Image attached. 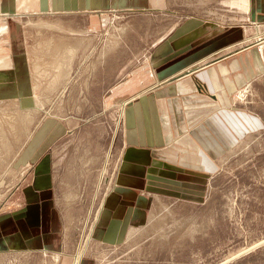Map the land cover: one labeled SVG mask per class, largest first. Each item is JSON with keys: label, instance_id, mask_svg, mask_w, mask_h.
I'll return each mask as SVG.
<instances>
[{"label": "rangeland", "instance_id": "374dc122", "mask_svg": "<svg viewBox=\"0 0 264 264\" xmlns=\"http://www.w3.org/2000/svg\"><path fill=\"white\" fill-rule=\"evenodd\" d=\"M119 5L106 0L96 9L93 17L106 22L96 30L85 27L88 17L81 14L53 18L64 33L28 28L32 52L21 90L0 88V230L39 233L30 212L31 224L16 223L24 219L21 210L40 203L37 185L52 180L56 198L71 191L76 200H86L59 205L74 264L83 258L91 264H222L239 254L228 264H264V244L249 252L264 242V71H258L253 56L258 51L264 64V4L139 0ZM33 16V22H53ZM6 31L0 30V41ZM38 40L44 43L42 53L33 49ZM50 40L56 43H46ZM183 57L195 68L232 57L250 59L246 72L253 75L252 68L255 78L232 95L230 120L242 135L212 156L213 167L204 160L203 170L196 171L202 164L192 159L177 176L163 177L166 186L141 191L134 210L145 202L147 212L140 223L104 222L121 159L124 110L143 95L165 91L174 77L170 70ZM90 154L91 171H83L82 160ZM101 154H108V165ZM47 254H0V264L61 263Z\"/></svg>", "mask_w": 264, "mask_h": 264}, {"label": "crops", "instance_id": "0c3cea01", "mask_svg": "<svg viewBox=\"0 0 264 264\" xmlns=\"http://www.w3.org/2000/svg\"><path fill=\"white\" fill-rule=\"evenodd\" d=\"M116 1L123 8L130 4L134 6L139 0ZM261 2L264 4V0ZM104 3L106 0H0V16L4 17L0 19V30L7 29L3 36L5 40L0 41L3 44V48L0 49V65H6L0 69V88L16 85L17 89L21 90L19 88L21 83L23 84L21 76L27 74L29 53L32 52L29 45L32 36L29 35L28 28L49 27L53 33H64L66 32L64 26L59 22L55 23L57 20L53 18L77 14L88 17L86 28L95 30L103 28L106 22L102 23L93 16L97 12L96 9H101L100 5ZM33 15L51 17L53 22L44 23L41 20L33 22L29 18L34 17ZM23 18L27 19V25L20 21ZM46 43L54 44L56 41L50 40ZM42 44L43 41L36 42V47L33 48L35 52L42 53L43 47L40 48ZM47 49L49 48H45V51H48ZM52 49L50 47L51 51ZM199 55L196 53L193 59H198ZM253 56L256 68L260 73L263 72L264 64L260 53L255 50ZM188 60L187 57H183L179 65L170 70L173 74L171 76L174 77L165 91L150 96L143 95L136 102L131 101L125 108L121 159L114 190L107 196L103 208L104 222L110 220L109 224H112L113 221H118L126 227L127 220L134 221V224L137 221L140 223L147 212L143 206L145 202L140 203L134 210V204L141 191L149 187L166 186L168 182L163 180V177L169 173L177 176L175 172L183 171V167L189 168L187 163L192 159L202 164L200 168H193L196 171L203 170L204 160L213 167L212 156L218 155L222 148L228 147L232 139L241 137V129L230 120V114L233 115L232 95L255 78L252 68L250 69L253 75L249 76L246 72L247 65L251 66L250 59L240 60L238 57H232L227 61L223 59L214 61L202 68H195L196 64L188 66ZM22 70H25V73ZM24 83L28 84V81ZM144 89L142 88V91ZM114 141H117V135ZM101 157L108 165V154H101ZM92 161L91 154L82 160L83 171H91L89 164ZM148 173H152L153 177H149ZM157 176L161 177L158 181ZM150 178L155 181H151ZM54 183L55 181L51 180L37 185L42 191L37 201L40 203L34 206L35 208L28 207L20 211L25 213V216L29 212L34 215L33 220L35 225H38L35 230L39 233L30 234L22 229L13 232L0 230V254L36 251L52 253L53 257H60L62 260L60 264H74L71 255L67 254L68 249L65 248L66 231L60 228L62 216L59 205L74 204L78 201L84 203L86 200H76L71 191L64 193V198H56V192L53 191ZM99 190L100 182L97 184L94 201ZM25 216L18 224L16 223V226L31 224V221H28L31 219L29 214L27 218ZM108 232L115 234V237L120 235L119 230L114 232L109 228ZM33 245L35 246L32 249ZM80 264L91 262L83 258Z\"/></svg>", "mask_w": 264, "mask_h": 264}, {"label": "water", "instance_id": "95a60500", "mask_svg": "<svg viewBox=\"0 0 264 264\" xmlns=\"http://www.w3.org/2000/svg\"><path fill=\"white\" fill-rule=\"evenodd\" d=\"M263 244H264V242L261 243V244H258V245H256V246H254L253 248H251V249L249 250V252L252 251V250H254V249H256V248H258V247H260V246L263 245ZM241 255H242V254L236 255V256L233 257L232 259H230V260H228V261H225V262H223L222 264H228L230 261L235 260L236 258H239Z\"/></svg>", "mask_w": 264, "mask_h": 264}]
</instances>
